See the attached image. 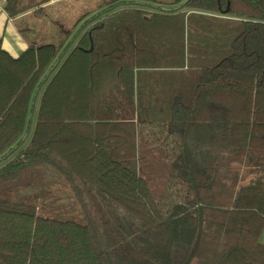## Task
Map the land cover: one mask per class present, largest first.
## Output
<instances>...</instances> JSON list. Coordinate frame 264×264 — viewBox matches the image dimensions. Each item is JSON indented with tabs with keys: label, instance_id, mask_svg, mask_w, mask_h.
I'll list each match as a JSON object with an SVG mask.
<instances>
[{
	"label": "trees",
	"instance_id": "obj_1",
	"mask_svg": "<svg viewBox=\"0 0 264 264\" xmlns=\"http://www.w3.org/2000/svg\"><path fill=\"white\" fill-rule=\"evenodd\" d=\"M139 2L0 49V264H264V0ZM46 165L83 223L10 198Z\"/></svg>",
	"mask_w": 264,
	"mask_h": 264
},
{
	"label": "crops",
	"instance_id": "obj_2",
	"mask_svg": "<svg viewBox=\"0 0 264 264\" xmlns=\"http://www.w3.org/2000/svg\"><path fill=\"white\" fill-rule=\"evenodd\" d=\"M84 2L87 1L21 0L22 11L11 17L5 9L6 0H0V49L17 57L30 44L57 43L64 36L60 24L68 19L74 21L75 8L85 10L82 13L90 11L78 8L84 6ZM91 17L87 15L84 19L89 21Z\"/></svg>",
	"mask_w": 264,
	"mask_h": 264
},
{
	"label": "rangeland",
	"instance_id": "obj_3",
	"mask_svg": "<svg viewBox=\"0 0 264 264\" xmlns=\"http://www.w3.org/2000/svg\"><path fill=\"white\" fill-rule=\"evenodd\" d=\"M86 1L87 2H84V6L78 8H87L88 10H90L84 12L87 13L89 16L93 15L101 9H104V6L101 5H103L105 0ZM127 1L137 2V0ZM140 2L149 6L155 5L157 7L162 8L172 7V0H140ZM58 7H60V5ZM83 11L76 10L75 8V11H72L76 16L73 20L75 21L76 18L80 14H82ZM67 21L63 24H60V29L62 31L71 28L74 24V21ZM10 198L14 201L37 205L38 212L46 217H52L61 220H74L80 223L84 222V217L80 204L74 197V194L72 193L68 183L62 175H60L55 169H53L49 165L45 166L43 171V177L40 182H37L29 187H19L15 189L11 193ZM261 238L264 239V235H261Z\"/></svg>",
	"mask_w": 264,
	"mask_h": 264
},
{
	"label": "water",
	"instance_id": "obj_4",
	"mask_svg": "<svg viewBox=\"0 0 264 264\" xmlns=\"http://www.w3.org/2000/svg\"><path fill=\"white\" fill-rule=\"evenodd\" d=\"M160 9H163V8H161V7H160ZM63 53H64V52H63ZM59 60H60V59H58V60H57V62L55 63V65H54V66H56V65L58 64ZM44 80H45V79H44ZM36 95H37V92H36V94H35V96H34V101H33V104L35 103V98H36Z\"/></svg>",
	"mask_w": 264,
	"mask_h": 264
}]
</instances>
